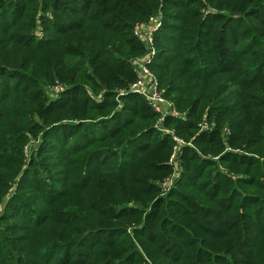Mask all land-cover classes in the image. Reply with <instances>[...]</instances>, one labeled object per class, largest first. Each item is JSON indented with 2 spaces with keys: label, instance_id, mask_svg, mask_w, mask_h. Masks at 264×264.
Returning a JSON list of instances; mask_svg holds the SVG:
<instances>
[{
  "label": "trees",
  "instance_id": "obj_1",
  "mask_svg": "<svg viewBox=\"0 0 264 264\" xmlns=\"http://www.w3.org/2000/svg\"><path fill=\"white\" fill-rule=\"evenodd\" d=\"M0 264H264V0H0Z\"/></svg>",
  "mask_w": 264,
  "mask_h": 264
},
{
  "label": "built area",
  "instance_id": "obj_2",
  "mask_svg": "<svg viewBox=\"0 0 264 264\" xmlns=\"http://www.w3.org/2000/svg\"><path fill=\"white\" fill-rule=\"evenodd\" d=\"M160 27L161 20L157 17L133 29L134 37L144 45L147 50V55L134 62L137 80L130 87L128 92L137 93L142 96L153 112L158 115L157 129L161 132H168L160 126L163 116L166 114L178 116V112L174 109L172 104L163 97L159 89L158 81L149 67L154 57L152 35Z\"/></svg>",
  "mask_w": 264,
  "mask_h": 264
},
{
  "label": "rangeland",
  "instance_id": "obj_3",
  "mask_svg": "<svg viewBox=\"0 0 264 264\" xmlns=\"http://www.w3.org/2000/svg\"><path fill=\"white\" fill-rule=\"evenodd\" d=\"M162 14V13H161ZM142 23H146L145 21H138V22H136L134 25H133V29H134V27H136V26H138V25H140V24H142ZM132 33H133V30H132ZM154 74V73H153ZM156 77V76H155ZM157 79V78H156ZM89 93H91L90 91H89ZM91 96V95H90ZM93 97V96H92ZM94 97H98V99L97 100H99V97L100 96H94ZM168 131H172V130H169V129H167ZM177 141L178 142H180L181 140L180 139H177ZM37 144V142H35V141H31L30 143H28L27 144V146L25 147L26 148V150H29L32 146H35ZM25 160H28V157H26L25 156ZM169 185V183L166 185V186H168Z\"/></svg>",
  "mask_w": 264,
  "mask_h": 264
}]
</instances>
